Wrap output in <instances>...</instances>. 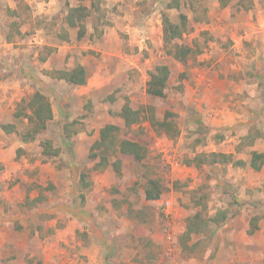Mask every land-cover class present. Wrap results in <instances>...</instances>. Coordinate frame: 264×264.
Listing matches in <instances>:
<instances>
[{"label": "rangeland", "instance_id": "rangeland-1", "mask_svg": "<svg viewBox=\"0 0 264 264\" xmlns=\"http://www.w3.org/2000/svg\"><path fill=\"white\" fill-rule=\"evenodd\" d=\"M213 1L0 0V42L9 46L0 47V53L5 50L15 60L25 59L30 74L26 77L31 81L27 90L21 86L23 93L15 95L13 69L0 71V94H14H8L12 99L0 106V126L15 124L22 131L26 120H15L13 114L19 103L38 91L49 99L54 114L47 129L29 143H23L16 133L6 134L0 127V153L7 161H0V173L16 171L15 176L1 179L0 204H15V215L26 197L38 200L31 206L35 210L28 211L37 238L31 234L34 238L30 237L29 244L17 238L19 245L31 247L35 255L29 257L30 252L23 251L27 255L4 257L7 264H264V170L255 173L247 166L249 143L256 149L264 148V88L260 92L231 91L221 100L205 91L203 84L194 93V78L205 81L200 79V64L209 54V43L214 41L201 31ZM92 2L99 12L92 10L85 21L84 36L77 39V28L70 29L65 23L67 11L78 5L89 8ZM259 2L264 4V0ZM172 3L179 4V9H168ZM229 5L232 10L235 1ZM214 8L222 9L220 5ZM12 11L17 14L11 15ZM162 12L172 21L178 20L179 13L188 17L189 31L180 43L203 44L200 53L186 64L162 50ZM248 15L249 11L242 12L243 23ZM259 20L258 14H253L247 23L260 25ZM12 22L20 35L12 34L7 40ZM66 34L68 39H61ZM239 35L243 33H235V37ZM217 40L219 45L222 40ZM261 41L264 44V37ZM17 49H29V55L23 52L24 57L18 56L13 53ZM253 50L244 42L240 51L250 60ZM9 54L2 57L7 59ZM78 64L87 73L83 86L50 75ZM159 64L170 69L164 98L145 92L148 74ZM238 68V74L229 68L224 70L228 78L236 77L229 80L232 85L257 84L247 66L240 64ZM183 72L186 77L179 79ZM125 98L134 109L155 107L158 119L165 111L174 112L179 134L169 139L143 121L133 126L127 137L146 147L142 163L117 155L108 158L106 167L96 169L99 159L88 157L90 147L102 127L122 125L117 113ZM64 124H69L73 132L67 142L62 139ZM44 140L60 149L58 157L43 156L40 143ZM211 152L232 154L233 160L244 159L246 165L197 167L186 163L197 154ZM116 159L120 160L119 173L111 165ZM81 172L86 173L90 183L84 191L78 188ZM147 178L161 180L160 199H145ZM81 192L84 200L79 197ZM198 211H203L206 218L226 211L227 219L218 225L210 223L207 234H192L186 243L195 245V249L184 251L181 240L186 219ZM254 217L258 218V229L250 235ZM17 224L21 233L23 226Z\"/></svg>", "mask_w": 264, "mask_h": 264}, {"label": "trees", "instance_id": "trees-1", "mask_svg": "<svg viewBox=\"0 0 264 264\" xmlns=\"http://www.w3.org/2000/svg\"><path fill=\"white\" fill-rule=\"evenodd\" d=\"M83 1V0H78ZM231 1L236 2L237 11H249L253 7L252 0H219L220 7L227 6ZM88 8L83 5L70 7L65 16V23L68 28H77V39H81L85 34V21L90 17L92 10L99 12L98 6L93 2ZM178 4H168L167 8H178ZM17 13L12 11L11 15ZM16 23L12 22L9 25V31L7 33V40H10L12 34L20 35V31L16 27ZM161 25H162V50L165 55L171 57L173 60L186 64L190 57L199 54L202 48V43L195 42L193 45L180 43L184 34L189 31L188 17L184 13H179L178 20L172 21L165 12L161 13ZM13 29V30H12ZM68 34L62 36L61 39L67 40ZM206 37V33H204ZM206 39H203V43ZM44 60V59H42ZM51 76L58 80H63L67 84L75 86H83L86 83V71L82 65H76L69 71L58 70L50 73ZM148 80L145 83V92L147 95L156 98H164L166 96L165 90L169 83L170 69L165 64H159L154 67L153 71L148 74ZM186 77L185 72L179 75V79ZM113 102V97L109 98ZM118 117L122 120V126L107 124L99 130L98 139L91 145L89 158L99 159L95 164V168H104L109 162L108 158L117 155L129 156L132 160L140 164L146 157V147L133 140H129L127 137L132 132V127L141 124L143 121H148L157 133H163L169 139H175L178 134V128L176 125V114L172 111H165L162 118L158 119L156 115L155 107L147 105L139 109H134L130 106L129 100L125 98V102L122 105L120 111L117 113ZM13 118L20 122L23 119L26 120L25 128L22 131H18L15 124H2L0 127L6 134L16 133L23 143L33 142L37 137L47 129L48 123L53 119L52 105L49 99L35 92L31 94L27 101L19 103L13 114ZM70 125L64 124L61 128L62 139L67 142L73 135V132L68 129ZM75 134V133H74ZM252 146V143H249ZM42 148V154L46 157H58L60 149L52 145L51 141L44 140L40 143ZM188 165H195L200 167L202 165H227L232 164L234 166L243 167L246 162L243 160H233L232 154H223L211 152L209 154H197L193 159L187 160ZM112 168L119 173L120 160L116 159L112 164ZM248 166L254 172H259L264 166V151H251ZM178 183L175 182L174 186L177 187ZM90 183L87 181V175L84 172L79 174L78 188L81 191L88 189ZM163 194V185L160 179L147 178L144 185V197L147 201H155L161 198ZM81 200H84V195L81 192L79 194ZM37 198L29 200L26 197L25 205L35 206ZM30 203V204H28ZM205 211V208L202 207ZM203 211H198L192 216L186 219L185 230L182 235L181 245L183 250H194L195 245L188 246L186 240L192 234H207L210 229V223L220 224L227 219L226 211H217L212 216L204 217ZM257 217L252 218L251 228L248 233L251 235L257 229ZM17 229H21L19 225Z\"/></svg>", "mask_w": 264, "mask_h": 264}, {"label": "crops", "instance_id": "crops-1", "mask_svg": "<svg viewBox=\"0 0 264 264\" xmlns=\"http://www.w3.org/2000/svg\"><path fill=\"white\" fill-rule=\"evenodd\" d=\"M210 1L211 0H209V2ZM252 1H253V7L251 10H249V15L247 16L246 23H243V21L241 20L243 19L242 12H246V11L240 10L238 11L239 12L238 13L237 8L232 7V10H231L229 7L230 6L229 4L223 7L222 9L215 10L214 7L219 6V3H218L219 0L213 1L212 3L213 6L212 8H210V11H211L210 16L208 17L207 22L205 21V23H203V27H201L202 28L201 31H205L208 34V36H212L214 38V41L213 43H209V49H210L208 51L209 54L206 56L205 61L202 60L203 64H200L202 66V71L200 72L202 76H200V79H203V81L205 79V81L200 82L199 79L194 78L195 80L194 93L198 91L200 85L202 86V84L205 85L207 88L205 89V91L207 90L211 92V94L213 96H216L218 100H221L223 94L225 93L230 94L231 91H232L231 93L236 94L244 90L248 91L251 89L252 90L258 89L259 92L263 90L264 88V53H263L264 44H262L261 40H262V37H264V4L260 3L259 2L260 0H252ZM177 9H179V7ZM253 14H256V15L258 14L259 19H260L259 20L260 25L256 23L254 24L247 23L249 21V17L252 18ZM235 33L237 34L243 33V35L241 37L240 35L238 37H235ZM217 39L222 40V42L219 45H218ZM244 42H246V46L248 48H253L255 50V53L250 60H246L241 55L240 50ZM232 43H234V45ZM0 47H6L7 49H9V46L5 43V41L0 42ZM227 49L229 50L227 51ZM27 51H29V49H23V51H21L20 49L19 50L17 49V50H14L13 53H18L19 54L18 56L24 57L23 56L25 55L24 53L29 55L28 54L29 52ZM225 51H227V54H224L222 56L223 54L222 52H225ZM8 54L9 53L5 50H3L2 53H0L1 55L0 56V71H4L8 68L11 72L13 69L14 76L11 77V79L15 85V90H16L15 95H16L22 92V89L20 90L21 86L22 87L24 86L26 90L28 89L29 82H31L26 77L27 75L30 76V74L27 73L29 66L26 64L25 59L21 58V59L15 60V58H12L13 57L12 54H9L10 57L8 56L7 59L2 57V55H8ZM240 64L242 65L244 64L245 67L247 66L246 70L249 71V74L251 75L253 74V78H255L256 83H257L255 84V86L253 85L254 83L247 84L246 82L245 83L240 82L238 86L232 85L233 82L229 80H236V77L229 76L231 78H228L227 74L223 75L226 69L228 68L233 71H237V74H238V71L240 69L238 68V66ZM223 66L225 67L223 68ZM242 75H244L243 72H242ZM47 78L52 81L55 80L53 78H50L49 76ZM192 81H193V77L190 78L189 83H191ZM257 81H259V83L261 84H258ZM8 85H11V84H8ZM38 92L45 95L41 91H38ZM8 94L12 95L13 93L6 92V94L4 93L0 94V106H5V104H7L5 101L6 100L10 101V99H12V96L14 94L11 97ZM53 117H54V114H53ZM250 149L251 151H264V148L256 149V148H253L252 146L249 148V150ZM218 153L226 154L224 152H218ZM3 156H4L3 153H0V161L3 163H6L7 161L4 159ZM243 161L245 160L243 159ZM247 166H248V163H247ZM263 170H264V166L259 172ZM259 172H255V173H259ZM15 175H16V171L13 169H9L3 174L0 173V188H1V179L3 177H7V176L12 177ZM14 205L15 204H0V264H7L6 261L4 260V257H8V256L12 257L14 255L15 256L23 255L24 254L23 251H26V253L30 252L29 257L30 255H35L31 247L29 246L23 247L19 245V242L17 240L18 237L24 238L26 241L28 240L27 243L29 244L30 237H32V235L36 237L37 233L35 232V230H33V222L30 221V215L28 214V211L29 212L33 211L35 210V208H32L29 205L19 204V209L21 211L19 213L15 212V215H14L13 213ZM17 223L23 226V230L21 233L18 232L19 229L16 228V226L18 225ZM95 224L97 225L99 224V222L97 223L95 222ZM33 238L34 237H32V239ZM24 255H27V254H24Z\"/></svg>", "mask_w": 264, "mask_h": 264}, {"label": "built area", "instance_id": "built-area-1", "mask_svg": "<svg viewBox=\"0 0 264 264\" xmlns=\"http://www.w3.org/2000/svg\"><path fill=\"white\" fill-rule=\"evenodd\" d=\"M169 205V202H166V206H168Z\"/></svg>", "mask_w": 264, "mask_h": 264}]
</instances>
